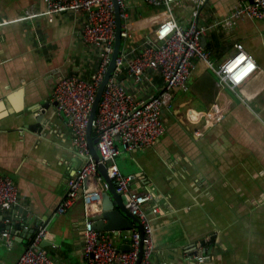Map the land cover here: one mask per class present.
Here are the masks:
<instances>
[{
  "label": "crops",
  "instance_id": "obj_1",
  "mask_svg": "<svg viewBox=\"0 0 264 264\" xmlns=\"http://www.w3.org/2000/svg\"><path fill=\"white\" fill-rule=\"evenodd\" d=\"M237 4L202 5V24L222 22L202 38L210 63L193 58L188 87L173 90L163 114L167 131L157 143L130 150L117 139V162L135 175L131 187L153 194L143 205L153 229V264H264V18L225 23ZM194 8V0H179L172 9L125 0L126 59L135 57L161 21L173 16L189 25ZM85 21L83 11L49 12L45 0H0V172L19 187L16 203L0 209V264H15L40 225L48 228L42 246L56 264H87L84 225L101 209L107 185L101 184L94 205L80 195L58 211L82 163L53 96L59 76L91 79L98 66L95 49L82 38ZM238 42L258 69L232 87L215 69ZM120 78L136 98L159 94L165 82L160 68H150L141 81L126 71ZM133 225L104 232L127 250L138 228Z\"/></svg>",
  "mask_w": 264,
  "mask_h": 264
},
{
  "label": "built area",
  "instance_id": "obj_2",
  "mask_svg": "<svg viewBox=\"0 0 264 264\" xmlns=\"http://www.w3.org/2000/svg\"><path fill=\"white\" fill-rule=\"evenodd\" d=\"M49 12L77 10L86 13L82 29L83 40L92 45L99 62L91 79L82 76L61 75L57 78L53 96L59 111L67 117L72 139L78 154L86 159L69 178L66 193L58 205L59 212H65L78 196H83L90 204L100 200V186L104 178L99 172L98 162L93 158L88 141L87 130L89 116L98 87L102 83L114 50L116 37V17L114 0H45ZM154 5H166L170 9L179 0H147ZM207 0H194L192 20L189 25L181 24L175 17L159 23L146 42L142 44L135 57L128 61L121 51L117 66L106 83L98 110L93 122V133L97 138L96 147L101 161L107 165L108 173L123 193L131 211L140 218L145 229L143 254L140 264H153L155 243L149 214L144 203L151 200V192H139L131 187L135 178L125 173L117 162L120 153L117 139L130 150H143L155 145L166 132L163 120L164 110L171 106L173 90L176 87H188V81L194 67L193 58L200 56L210 63V51L202 45V38L209 28L221 24L215 20L212 24H202L200 16L202 5ZM123 18L122 37L128 35L124 24L127 17L125 0H118ZM264 18V0H238L225 23H236L239 18ZM245 59L242 60V57ZM150 68H160L164 76L162 91L151 97L136 98L121 80L126 71L134 81L143 80ZM258 69L254 56L242 42H238L235 53L221 63L215 70L221 80L232 87L244 82ZM215 107L218 105L215 103ZM89 179L91 184L86 185ZM106 183V182H105ZM107 185V183H106ZM19 197V187L14 179L0 172V209L13 206ZM49 235L46 225H40L29 246L20 255L15 264H56V260L42 246ZM84 254L87 264H135L140 251L141 232L133 229L130 248L121 249L112 237L96 227L88 219L85 224Z\"/></svg>",
  "mask_w": 264,
  "mask_h": 264
},
{
  "label": "water",
  "instance_id": "obj_3",
  "mask_svg": "<svg viewBox=\"0 0 264 264\" xmlns=\"http://www.w3.org/2000/svg\"><path fill=\"white\" fill-rule=\"evenodd\" d=\"M114 3H115V17H116V37L114 41V50L105 77L102 83L100 84V86L98 87L96 97L90 111L89 124L87 130V136L91 149V154L93 158L98 162L99 172L102 174L105 182L107 183V189L102 194L101 209L96 211V213H94L93 219H94V227H96L101 231L128 230V229H132L134 227L133 224L136 223L141 232V243H140L139 255L135 264H140L143 254V238L145 236L144 226L141 223L140 218L131 211L130 206H128V201L126 196L117 190L116 183L108 173L107 165L101 161L100 154L96 147L97 138L94 136L93 133V122L95 120L99 103L101 101L106 83L108 82L110 75L113 73V71L115 70L118 64L117 58L121 53V48H122L121 46L123 40L122 37L123 18L121 16V6L118 0H114ZM85 159L86 156L80 155L81 163H83ZM88 183L89 184L91 183L89 179L86 180L85 184L87 185ZM10 226H11L10 224L7 225V229Z\"/></svg>",
  "mask_w": 264,
  "mask_h": 264
},
{
  "label": "bare ground",
  "instance_id": "obj_4",
  "mask_svg": "<svg viewBox=\"0 0 264 264\" xmlns=\"http://www.w3.org/2000/svg\"><path fill=\"white\" fill-rule=\"evenodd\" d=\"M163 6H164V5H163ZM204 8H205V7H204ZM128 15H129V14H128ZM206 17H207V16H206ZM203 18H204V17H203ZM125 19H126V18H125ZM212 22H213V21H212ZM128 28H129V27H128ZM236 48H237V47H236ZM205 49H206V48H205ZM209 50H210V49H209ZM210 52H211V51H210ZM231 56H232V55H231ZM243 59H245L244 56L242 57V60H243ZM219 64H220V63H219ZM215 67H217V66H215ZM92 74H93V73H92ZM127 74H128V73H127ZM124 75H125V74H124ZM179 88H180V87H179ZM174 90H175V89H174ZM214 108H215V107H214ZM166 131H167V130H166ZM118 140H119V139H118ZM156 143H157V142H156ZM74 147H75V146H74ZM79 155H80V154H79ZM75 167H76V166H75ZM124 172H126V171H124ZM136 179H137V178H136ZM134 181H135V180H134ZM100 187H101V186H100ZM132 188H133V187H132ZM102 192H103V191H102ZM102 192H101V193H102ZM90 204H91V203H90ZM92 204L94 205V203H92ZM92 204H91V205H92ZM14 208H15V207H14ZM144 209H145V206H144ZM0 211H1V210H0ZM11 211H12V210H11ZM93 211H94V210H93ZM9 212H10V211H9ZM6 213H7V212H6ZM22 213H23V212H22ZM10 214H11V213H10ZM16 216H17V215H16ZM7 217H8V216H7ZM91 219H92V218H91ZM38 223H39V222H38ZM135 224H136V223H135ZM23 226H24V225H23ZM84 226H85V225H84ZM5 227H6V226H5ZM36 228H38V227H36ZM133 228H134V227H133ZM6 229H7V228H6ZM35 231H36V230H35ZM35 231H34V232H35ZM122 231H123V230H122ZM12 232H13V231H12ZM120 232H121V231H120ZM123 232H124V231H123ZM121 233H122V232H121ZM117 234H118V233H117ZM35 235H36V233H35ZM115 235H116V234H115ZM129 235H130V234H129ZM114 237H115V236H114ZM153 237H154V236H153ZM212 237H213V236H212ZM212 237H210V238L212 239ZM112 239H113V238H112ZM205 239H206V237H205ZM205 239H204V240H205ZM195 241H196V240H195ZM209 242H210V241H209ZM116 243H117V242H116ZM198 243H199V242H198ZM207 244H208V243H207ZM125 245H126V244H125ZM154 252H155V251H154ZM50 253H51V252H50ZM188 254H189V253H188ZM192 255H193V254H192ZM193 256H194V255H193ZM202 256H203V255H202ZM16 262H17V261H16ZM207 262H208V261H207Z\"/></svg>",
  "mask_w": 264,
  "mask_h": 264
}]
</instances>
